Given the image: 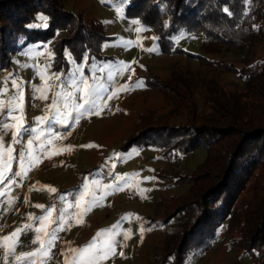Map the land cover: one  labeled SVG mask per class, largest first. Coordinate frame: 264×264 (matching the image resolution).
I'll use <instances>...</instances> for the list:
<instances>
[{
  "label": "rangeland",
  "instance_id": "rangeland-1",
  "mask_svg": "<svg viewBox=\"0 0 264 264\" xmlns=\"http://www.w3.org/2000/svg\"><path fill=\"white\" fill-rule=\"evenodd\" d=\"M61 2L85 22H97L105 40L100 57L84 53L76 58L65 47L59 61L53 44L67 33L59 30L53 38L25 45L0 72V124L8 125L0 128L6 141H0V176L6 177L0 182V264H84L90 253L73 250L95 242L92 251H98L113 240L114 251L98 264H174L170 248L179 247L189 228L184 214L166 211L190 189L176 174L191 176L206 152L195 148L177 170L165 150L131 141L142 116L158 120L171 113L172 122L190 116L187 105L179 107L149 78H158L162 89L176 78L186 91L181 98L195 103L197 114L211 115L213 91H242L245 85L235 72L201 64L199 55L235 70L264 58V37L240 49L206 45L202 32L180 31L172 41L181 51L169 53L161 49L154 29L128 13V0ZM125 85L127 90H121ZM89 87L91 103L78 109ZM45 116L46 121L38 119ZM255 194L251 180L236 209ZM93 195L97 203L88 209ZM242 221L235 216L223 221L214 237L186 252L182 264H252L238 249ZM28 225L31 229L12 235ZM57 227L64 230L53 232L58 238L45 254V233ZM37 228H42L38 239Z\"/></svg>",
  "mask_w": 264,
  "mask_h": 264
},
{
  "label": "trees",
  "instance_id": "trees-1",
  "mask_svg": "<svg viewBox=\"0 0 264 264\" xmlns=\"http://www.w3.org/2000/svg\"><path fill=\"white\" fill-rule=\"evenodd\" d=\"M128 1V13L156 31L165 52L181 51L172 41L180 31L202 32L206 45L240 49L252 47L264 37V0ZM38 15L49 18L47 28L28 27L42 23L36 20ZM59 30L67 32L53 44L59 61L65 47L76 58L84 53L100 57L105 37L99 24L66 11L61 0H0V72L10 68L14 54L25 45L53 38ZM199 61L235 72L244 81V89L213 91L208 102L215 112L199 115L195 103L181 98L186 91L177 86L176 78H170L172 84L166 87L161 85L162 89L159 79L151 77V85L170 93L169 98L177 99L179 107L187 105L190 116L182 122H172L171 113L149 120L154 113L151 111L138 121L131 141L161 148L170 160L195 148L206 152L204 162L191 176L176 174L178 180L189 182L190 189L177 202L173 199V206L166 211L167 215L184 214L189 228L179 247L170 248L176 255L174 264H182L187 251L214 237L217 227L233 216L243 218L238 249L251 257L252 264H264V58L235 70L230 63L204 55H199ZM251 180L255 196L236 209L241 192Z\"/></svg>",
  "mask_w": 264,
  "mask_h": 264
},
{
  "label": "snow or ice",
  "instance_id": "snow-or-ice-1",
  "mask_svg": "<svg viewBox=\"0 0 264 264\" xmlns=\"http://www.w3.org/2000/svg\"><path fill=\"white\" fill-rule=\"evenodd\" d=\"M48 17L45 16V15H38L36 17V20L38 22H42V23H34V24H30L28 25V27L30 28H47L48 27ZM129 79H131V77L129 76ZM139 84V82H138ZM17 88H19L20 86L19 85H16ZM121 90H127V85H125ZM91 88L89 87L86 91H85V94L83 96V99H84V104H80L78 105V109H83L85 107V105L91 103ZM118 93L114 92L112 94V96L109 97V99H111L112 97L116 96ZM42 98H46V97H42ZM8 113H11L13 111H16L15 109H8L7 110ZM38 119H42L44 121H46L48 119L47 116L43 117V118H38ZM8 125L6 123H3V124H0V128H7ZM23 131V127H21L16 134H14V140L13 142L14 143H19V133ZM0 141H3L4 143H6V141L3 140V133L0 132ZM32 141H29V144H31ZM12 149L9 148V152H11ZM14 157H9V160L7 162H5L3 164V167H8V164L10 162L11 159H13ZM21 161H23V156H21ZM18 175H23L25 173L21 172V173H17ZM6 179V177H3V176H0V182H3V180ZM51 191H54V189H50ZM97 203V198L95 197V195H93L88 201H87V207L88 209H90L91 207L95 206ZM37 207H43L41 205H37ZM52 215L51 212L48 213V217H50ZM48 217H45L43 219H47ZM31 225H28L25 229H17L16 232H14L12 235L13 236H16L18 232H22V231H27L28 229H31ZM63 227H57L55 229H53L52 231H49V232H46L45 233V236H46V243L43 244L41 246V250L42 252H44L45 254L47 253V250L49 248H51L55 242V240L58 238L56 237L53 232H59V231H63ZM144 229L142 228L141 231H143ZM37 231V239L39 238V233L42 231V228H37L36 229ZM127 238V237H125ZM94 244L95 242H93V244H90L88 246V248H85V249H76V250H73V251H76V252H89V256L86 258V260L84 261V264H98V262L100 260H103L107 257V255L109 253H111L112 251H114V245L116 244V241L113 240L109 243L108 247L106 249H100L98 251H92V249L94 248ZM25 255H28V256H32V255H35L33 253H28V254H25ZM67 264V262H66Z\"/></svg>",
  "mask_w": 264,
  "mask_h": 264
},
{
  "label": "built area",
  "instance_id": "built-area-1",
  "mask_svg": "<svg viewBox=\"0 0 264 264\" xmlns=\"http://www.w3.org/2000/svg\"><path fill=\"white\" fill-rule=\"evenodd\" d=\"M188 154L186 155H180V154H176L173 156V159H172V163L173 165H175L177 167V170H180L181 167H182V162L183 160L187 157ZM178 175H181V171L179 172Z\"/></svg>",
  "mask_w": 264,
  "mask_h": 264
}]
</instances>
